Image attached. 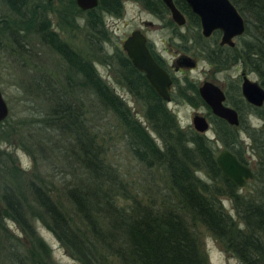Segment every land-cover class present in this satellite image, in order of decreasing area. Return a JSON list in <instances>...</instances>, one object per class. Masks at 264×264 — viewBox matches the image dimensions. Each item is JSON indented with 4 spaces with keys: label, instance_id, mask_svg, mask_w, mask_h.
Here are the masks:
<instances>
[{
    "label": "trees",
    "instance_id": "16d2710c",
    "mask_svg": "<svg viewBox=\"0 0 264 264\" xmlns=\"http://www.w3.org/2000/svg\"><path fill=\"white\" fill-rule=\"evenodd\" d=\"M124 1H135L152 14H164L155 0H98L88 11L78 10L74 0H0V44L5 52L18 65L30 63L26 48L36 41L58 59L60 75L51 77L61 79L62 86L41 87L38 73L28 69L25 72L31 75L25 90L53 98L46 120L57 126L66 144L52 142L48 148L35 144L34 153L44 161L48 157L51 163L60 155L58 163L71 180L62 188L66 208L50 196L51 183L35 172L34 153L24 148L33 169L21 173L11 165L12 156L0 152V172L11 180V186L0 192V264H45L49 254L36 237L32 220L39 221L80 264H207L196 232L199 227L239 264H264V103L249 108L260 122L258 127H243V119L232 129L221 120H212L214 141L181 129L164 104L146 89L143 76L121 49L114 47L110 55L105 50L109 34L104 18L120 17ZM229 1L245 21L244 34L233 49H226L222 62L219 56L210 55L198 35L203 58L217 66L239 64L264 89V0ZM177 5L187 22L198 26L197 19ZM51 15L56 28L70 37L81 27L86 51H77L60 39L52 30ZM94 64L109 69L115 83L132 96L141 107L145 125L98 76ZM80 93L116 118L132 158L149 172H158L161 190L145 201L137 195L128 197L124 183L104 159L97 130L84 117ZM191 104L203 105L198 98ZM240 132L249 140L253 159V179L245 184L248 193L243 192L245 185L239 189L220 173L212 149L213 143H219L247 165ZM8 135L0 134V141ZM222 200L229 202L235 219L222 207ZM5 221L19 229L27 248L5 229ZM20 246L24 252L18 251Z\"/></svg>",
    "mask_w": 264,
    "mask_h": 264
},
{
    "label": "rangeland",
    "instance_id": "374dc122",
    "mask_svg": "<svg viewBox=\"0 0 264 264\" xmlns=\"http://www.w3.org/2000/svg\"><path fill=\"white\" fill-rule=\"evenodd\" d=\"M0 14H3L1 6ZM49 19L52 30L58 34L60 39L69 43L77 51H86L85 49L87 48L84 45L81 27H79L80 31L73 32L74 34L70 37L61 33L56 28L55 19L52 15L49 16ZM163 23L164 22L154 19L144 11L138 3L126 1L123 5V11L120 17H105V28L109 34V41L104 45L107 54L110 55L114 47L120 48L122 40L131 31L141 30L152 42L154 51L157 52L161 58L169 62L174 56L175 48L166 45L168 31L164 28ZM184 31L185 30H181V32ZM161 42L164 43L162 44ZM26 49L29 53L27 61L30 60L34 68L33 66L30 67L29 62L18 65L14 58L9 56L0 44V93L8 110L6 119L3 123H0V134H9L6 140L0 141V152L10 154L13 160L11 165L19 169L21 173L31 172L33 169L32 159L24 148L33 154L35 144L43 145L44 148L50 147L55 142L59 144L63 142L64 145L66 144L64 137L59 135L60 132L57 130V126L52 125V123L46 120L54 105L53 98L48 95L45 99V97L40 94L35 93L31 95L29 91L26 92L25 90V86L29 85L28 77L31 75L25 72L28 71V69H34L35 73H38L37 76L39 77L38 80L41 87H47L48 85L53 87L62 86L63 83L61 79H58V81L51 77L53 74H55V76L60 75L57 69V63H59L58 59L54 55L49 54V50L38 45L36 41L28 45ZM195 59L198 61L196 69L191 72L184 71L183 74L177 75L178 78L187 76L197 85L203 81L213 80L220 86H225L229 80L233 81L241 71V67L235 63V65L227 67L228 70L213 75L211 73L212 69L205 61L200 60L201 58L199 56H195ZM94 68L98 76L107 83L113 93L121 97L123 101L126 102V106L129 109L131 108L130 111L132 110L136 120L142 125H145V121L141 114V107L132 100L122 86L115 83L110 70L99 64H94ZM246 75L250 80L257 81L252 74ZM42 76L46 77L45 81L40 79ZM67 99L70 101L72 100L71 97H67ZM79 100L84 111V117L88 120L90 119L89 125L95 127L94 130L98 132L96 134L97 142L104 153L106 163L110 164L111 169L115 171L118 178L124 183L125 192L128 197L137 195L136 197L138 199L141 198L145 201L153 192H156L158 189L161 190L163 184L158 172H149L132 158L125 141V134L120 128L116 118L93 104L94 101L86 96V94L80 93ZM166 107L168 111L174 115L177 125L182 129L191 126L193 111L201 115H204L205 112L201 107L195 110L182 102L170 103ZM243 119V127L248 126L252 128L260 125V122L251 114H243ZM87 124L88 123H86V125ZM148 134L158 143V140L155 139V136L149 132V130ZM238 134L240 142L245 150L244 156L249 161L247 165L252 167L253 159L250 158V152L248 150L249 140L245 133L240 132ZM206 136H208V138L212 137L211 135ZM212 147L215 155L222 148L219 143H213ZM33 156H35L36 160L35 172H38L44 177L46 180L45 182L51 183L52 187H50V189L52 193L50 196L55 200H60L61 204L68 208V204L62 195V188H64L63 186L66 181L71 180L70 177L67 176L66 171L62 170L58 163V161H61L57 158L58 156L60 157V155L56 157L54 163L47 161L48 157H45L46 161H44L38 154L34 153ZM10 183L11 180L0 172V192L3 187L7 188L11 186ZM244 191L245 193L250 191L247 185L243 188V192ZM222 207L227 210L233 219H235L228 201L222 200ZM4 226L13 238L21 240V245L25 248L26 241L19 229L10 221H5ZM31 226L36 233V237H38L48 251L49 257L48 259H44L45 264H80L61 247L51 232L46 230L39 221L32 220ZM196 232L207 264H239L237 259L225 253L217 241L204 229L199 227L196 229ZM23 250L21 246L18 249L19 252H24Z\"/></svg>",
    "mask_w": 264,
    "mask_h": 264
},
{
    "label": "water",
    "instance_id": "95a60500",
    "mask_svg": "<svg viewBox=\"0 0 264 264\" xmlns=\"http://www.w3.org/2000/svg\"><path fill=\"white\" fill-rule=\"evenodd\" d=\"M50 2L51 0H46ZM190 11L199 19L200 33L204 38L209 37L213 31H219L220 45L233 46L231 40L240 36L244 31L242 18L228 0H183ZM78 9L85 11L96 7L97 0H74ZM170 13L171 20L183 24V18L173 7L171 0H162ZM121 50L131 66L140 73L152 88L158 98L169 100L170 80L166 73L152 59L146 45L145 38L139 31H133L121 43ZM185 67H193L194 62L189 58L182 59ZM204 104L210 109L212 115L223 120L230 126H237L238 118L235 111L222 105L223 95L214 86L204 83L198 91ZM243 99L253 107L260 108L264 103V91L255 81L245 76L241 84ZM6 103L0 93V123L7 117ZM192 128L202 134L208 128L202 117L192 118ZM214 162L220 173L237 188L241 189L253 179L251 168L241 164L236 157L226 150L219 151Z\"/></svg>",
    "mask_w": 264,
    "mask_h": 264
},
{
    "label": "flooded vegetation",
    "instance_id": "af4514ba",
    "mask_svg": "<svg viewBox=\"0 0 264 264\" xmlns=\"http://www.w3.org/2000/svg\"><path fill=\"white\" fill-rule=\"evenodd\" d=\"M155 1H159V3L161 4V6H162V8L164 10V14L163 15L152 14V13L148 12L147 10L143 9L142 7L141 8L144 11H146L149 15H151L154 19H157V20H159L161 22H164L163 26L168 31V38H167V41H166V45L167 46H173L175 48L174 56L171 58V60L169 62L164 60L163 58H161V56L157 52L154 51L152 42L150 41V39H148L141 32V30H133V31H139L140 34L145 38V45H146V48H147L149 54L151 55L152 59L159 66V68H161L166 73V75L168 76V78L170 80L169 100L168 101H163L160 98H158L156 96V94L154 93V91L152 90V88L149 86V84L145 81L146 89L150 90L156 96V98L159 99L164 104L165 107L168 104H170V103H177V102L178 103H181V102L185 103L188 106H190V108L195 109V110H197V108L201 107L205 111L204 115H201L200 113L193 111L192 112L191 121H192V118H194L195 116L202 117L205 120V122L207 123V125H208L207 130L205 132H203L202 134L197 133L192 128V123H191L190 127L188 126L185 129L193 131V132H195L198 135H202L203 137L207 138V140H209V141H214L216 139H215V136L213 134V126L211 124V121L215 120V119H218V120H221V119H219V118L215 117L214 115H212L210 109L204 104L203 100L200 98L199 93H198L199 89L202 87V85L204 83H209L212 86L216 87L222 93V95H223L222 105L232 109L233 111H235V113L237 114V118H238V124H237V126H230L227 123H225L223 120H221V121H223L226 125H228L230 128L233 129V128H237L238 125H239V122L243 121V114H246V115L250 114L249 108H251V109L252 108H257V107H253L252 105L248 104L243 99L242 94H241V84H242V81H243V77L245 76L247 79H249V78L247 77V75L245 74V72L243 71L242 68L240 69L241 71L238 74V76L233 81L229 80L228 83L225 86H220L219 84H217L213 80L212 81L211 80L210 81H203L202 83L197 85L194 82H192L187 76H182L181 78H178L177 75L183 74L184 71L191 72V71L196 69L198 61L195 59V56H199L201 58L200 60H203V61H205L207 63V65L212 69L211 73L213 75L221 73V72H223L225 70H228L227 67L235 65L233 63H230L227 66H217L216 64H211V63H208L206 60H204V58H203L204 53L202 52V49L200 48V45L197 42L199 40V38L197 36L199 35L201 37V39L204 41V42L202 41L203 47H205L209 51L210 55L212 57H215V58L217 56H219L218 58L220 59V62H222V60H224V59L221 58V56H225L226 55V49H233L236 46V44H237V40L240 39L243 36L244 31H245V27H246L245 26V21L240 16V14L237 12L239 14V16L242 18L243 25H244V31H243V33L240 36L234 37L231 40V42L233 43V46L229 47L227 45H220V36H221V34H220L219 31H216V30L213 31L209 35V37H207V38H204L201 35L199 19L190 11V9L188 8V6L186 5V3L183 0H171V3L173 5V7L179 12V14L183 18V24L182 25H177L171 20L170 13H169L168 9L166 8V6L163 4L162 0H155ZM125 2L126 1H124L122 3V11H123V5H124ZM132 2H135V1H132ZM178 2L183 8L188 10V12L194 18L197 19V25L198 26H196L194 23H188L187 22L185 15L178 8V5H177ZM97 3H98V0H97ZM74 4H75V2H74ZM96 6H97V4H96ZM78 10H80V9H78ZM80 11H82V10H80ZM85 11H88V10H85ZM107 18H112V17H108L107 16ZM104 23H105V18H104ZM181 30H185V31L181 32ZM133 31H131V32H133ZM130 33L128 35H130ZM215 33L217 34V38L216 39L213 37V35ZM161 43L163 44L164 42H161ZM199 43H201V42L199 41ZM216 45H217V49H216ZM120 49H121V45H120ZM184 58H189L191 61H193L194 62V66L193 67H185L183 65V63H182V59H184ZM250 81H252V80H250ZM255 82L259 85V83L257 81H255ZM259 87L264 91V89L260 85H259ZM146 93H147V91H146ZM116 96L120 100L123 101V99L121 97H119L118 95H116ZM130 97L132 98L131 95H130ZM196 98H198L199 101H201L203 105H201V106L200 105H196V106L192 105L191 103L195 102ZM132 100H133V98H132ZM123 102L126 105V102L125 101H123ZM231 104H235V105L233 106ZM166 109H167V107H166ZM131 113H132V110H131ZM206 135H211L212 137L208 138V136H206ZM221 150H224V149L221 148ZM245 166L249 167L248 165H245ZM249 168H251V167H249ZM251 170H252V168H251Z\"/></svg>",
    "mask_w": 264,
    "mask_h": 264
}]
</instances>
